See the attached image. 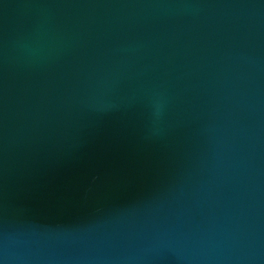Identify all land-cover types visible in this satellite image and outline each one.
<instances>
[{"label":"water","instance_id":"water-1","mask_svg":"<svg viewBox=\"0 0 264 264\" xmlns=\"http://www.w3.org/2000/svg\"><path fill=\"white\" fill-rule=\"evenodd\" d=\"M0 264H264V0H0Z\"/></svg>","mask_w":264,"mask_h":264}]
</instances>
